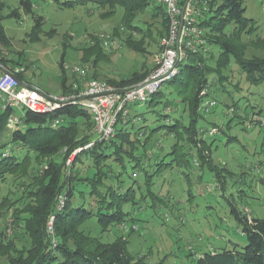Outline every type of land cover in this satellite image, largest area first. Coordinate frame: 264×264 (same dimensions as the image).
Listing matches in <instances>:
<instances>
[{
	"label": "trees",
	"instance_id": "trees-1",
	"mask_svg": "<svg viewBox=\"0 0 264 264\" xmlns=\"http://www.w3.org/2000/svg\"><path fill=\"white\" fill-rule=\"evenodd\" d=\"M56 1L65 7L95 4L98 8H108L110 13L120 8L123 11V25L114 31L115 35L125 29L134 34L139 28L137 17L146 13L149 6L165 14L164 8L156 0ZM22 4L26 12L32 10L30 1L22 0ZM3 9L4 2L0 0V43L7 45L10 41L1 24ZM10 15L18 16V12L13 11ZM165 21V31L160 39L168 29L166 14ZM40 23L37 18V24ZM201 25L207 29L210 48H219V54L214 66L211 60L215 56L209 49L206 54L189 56L186 60L191 63L178 68L179 72L169 81L175 87L173 93L177 95L173 99L174 115L164 113L166 107L172 108L170 97L166 98L163 111L155 114L156 121L160 120L159 117L164 122L169 118L171 123L146 125V112L133 116L131 113L121 115L115 135L104 141L98 139L93 130V117L83 106L67 105L50 113L24 108L21 125L12 130L7 141H3L8 120L17 111L14 108L0 109V148L3 149L0 153V183L8 175L32 179L28 184L22 181L20 196L10 201L14 205L13 224L22 229L29 246H18V235L7 236L5 231H0V258L5 257L6 264H148L129 253L127 242L121 236L103 242L100 237L85 233L80 226L95 217L102 228L128 223L132 230V225L139 220L137 211L141 213L150 207L156 212L160 208L169 210L168 204L161 202L156 195V178L174 166L188 169L194 162L200 166L214 167L211 144L207 143L205 136L208 129L216 126L199 125L204 118L201 104L211 93L208 92L213 82L210 75L218 74L219 79L226 77L224 68L233 59L246 72L247 79L258 85L264 82V57H246L242 36L256 32L258 26L254 20L246 17L244 0H211L209 12L201 19ZM229 28H233L230 33L227 32ZM132 38L131 35L126 39L130 48L142 52V40ZM93 40L94 43L91 42ZM90 44L92 65H99L105 58L104 46L95 34L90 35ZM1 60L9 67L3 56ZM11 62V66L17 64L12 59ZM149 72H135L121 82H108L119 87L129 86L143 80ZM19 78L22 79L21 75ZM66 82L65 78L63 88ZM203 91L205 95L201 94ZM156 95H161V90L150 98ZM154 102L155 99L149 100L148 110H151ZM183 105H187L189 110L188 123L176 115L178 107L183 108ZM233 106H237V102H233ZM56 120L59 123L54 126ZM143 122L144 125L141 124ZM199 129L206 133H199ZM161 131L173 139L168 153L165 152V142L160 145L158 138L153 139ZM89 143L93 145L85 148ZM16 147H22L26 153L22 157L17 156ZM78 148L82 149L75 152ZM70 158L71 163L67 164ZM33 160L35 164L37 161L45 162L42 173L35 174L37 166L32 167ZM183 173L190 181L185 170ZM83 188H88V191L84 192ZM59 196L65 199L61 209L57 208ZM232 212L243 225L247 244L241 250L234 248L205 252L196 264H264V218L244 215L236 207ZM52 217L53 237L48 231Z\"/></svg>",
	"mask_w": 264,
	"mask_h": 264
},
{
	"label": "rangeland",
	"instance_id": "rangeland-1",
	"mask_svg": "<svg viewBox=\"0 0 264 264\" xmlns=\"http://www.w3.org/2000/svg\"><path fill=\"white\" fill-rule=\"evenodd\" d=\"M2 1L1 24L10 43H0V60L3 56L10 68H23L20 73L22 79L47 94L77 93L71 88L73 83L79 82L81 89H84L94 74H97L96 79L117 83L130 78L135 72L142 74L154 68L160 35L165 31L166 21L162 10L149 6L146 13L137 17L139 28L134 34L127 29L120 30L115 45L104 46L105 58L99 65L93 66V56L89 54L90 35L114 34L116 29H121L123 11L120 8L110 13L108 8H98L95 4L65 7L56 0H28L32 10L26 12L22 0ZM59 1L62 3L66 0ZM244 5L246 17L254 20L258 26L256 32L242 36L246 57H264V0H244ZM13 11H17L18 16H11ZM232 29L229 28L227 32L230 33ZM129 35L135 41L142 40V52L130 48L126 41ZM210 49L215 56L211 60L214 66L219 48L212 46ZM11 59L17 64L11 66ZM189 63L190 60L184 59L179 67ZM74 65L88 66L87 77L73 74L71 68ZM223 72L226 77L222 80L218 74L210 75L213 82L208 92L211 93L205 97V101L212 98L217 104L208 113L201 108L204 118L199 122L200 126L207 124L211 127L214 124L218 130L214 135L205 136L207 143L211 144L214 167L200 166L194 162L188 169L174 166L156 178V195L161 202L168 204L170 211L160 208L156 212L152 207L145 208L141 213L137 211L139 220L132 225V230L128 223L102 228L95 217L85 221L80 229L91 236L100 237L103 242L121 236L127 242L129 253L148 264H196L205 252L234 248L241 250L247 244L243 225L232 209L236 207L244 215L264 218V82L252 84L246 72L233 59ZM65 78L67 82L63 88ZM174 88L169 81L165 82L161 95L150 98L155 99L154 105L150 106L154 112L148 110L149 99L130 106L131 115L146 112V125L171 123L169 118L164 122L159 117L160 120L156 121L155 114L163 111L166 98L170 97L172 108L166 107L164 113L174 115L173 99L177 98L173 93ZM233 102H237V106H233ZM176 115L188 123L187 105L178 107ZM141 124L144 125V122ZM5 130L3 141H7L12 133L8 126ZM199 133L203 131L199 129ZM154 138L159 139L160 145L165 142L166 153L170 151L173 139L165 132L155 134ZM2 150L0 148V153ZM25 153V149L16 147L17 156L22 157ZM33 161L32 167L37 166L35 174L42 173L45 162L37 161L35 164L36 161ZM22 181L28 184L32 179L8 175L0 183V231H5L7 236L18 235V246L28 247L26 235L13 224L14 205L10 202L20 196ZM82 190L87 192L88 188ZM60 200L61 196L58 197L57 208H60ZM52 230L48 226L49 234L53 237ZM0 264H6L5 257L0 258Z\"/></svg>",
	"mask_w": 264,
	"mask_h": 264
},
{
	"label": "built area",
	"instance_id": "built-area-1",
	"mask_svg": "<svg viewBox=\"0 0 264 264\" xmlns=\"http://www.w3.org/2000/svg\"><path fill=\"white\" fill-rule=\"evenodd\" d=\"M211 0H156L164 8L168 19L167 33L161 37L159 52L154 58V68L146 78L134 85L119 87L107 81L96 78L89 79L84 89L79 82L72 85L73 91L62 95H50L37 86L25 83L19 78L24 70L19 67H6L0 60V109H16L10 116L7 126L17 129L22 123L24 108L39 113H50L67 105H80L87 108L94 120V132L99 140L108 141L116 132V126L121 115L130 113V106L148 99L159 92L165 82L172 80L179 72V63L194 54L208 53L210 46L207 29L201 25L209 12ZM105 47H113L118 36L111 33L97 35ZM94 43L95 41H91ZM73 74L82 78L88 75L89 67L74 65ZM205 95V91L201 93ZM207 97V96H206ZM217 104L215 99H209L201 104L204 113H208ZM201 110V111H202ZM56 120L54 126L58 125ZM217 128H210L209 135L217 133ZM93 143L85 146L88 148ZM78 148L75 152L80 151ZM71 158L67 164L71 163ZM64 197L61 196L59 207H63ZM53 217L49 228L53 229ZM53 231V230H52Z\"/></svg>",
	"mask_w": 264,
	"mask_h": 264
},
{
	"label": "crops",
	"instance_id": "crops-1",
	"mask_svg": "<svg viewBox=\"0 0 264 264\" xmlns=\"http://www.w3.org/2000/svg\"><path fill=\"white\" fill-rule=\"evenodd\" d=\"M24 81V80H23ZM25 82V81H24ZM25 83H27V84H31V83H29V82H25Z\"/></svg>",
	"mask_w": 264,
	"mask_h": 264
}]
</instances>
